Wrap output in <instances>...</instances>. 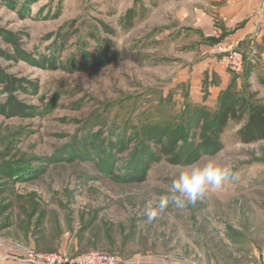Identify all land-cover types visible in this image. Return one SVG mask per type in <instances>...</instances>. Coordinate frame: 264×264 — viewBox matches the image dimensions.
<instances>
[{
	"label": "rangeland",
	"instance_id": "1",
	"mask_svg": "<svg viewBox=\"0 0 264 264\" xmlns=\"http://www.w3.org/2000/svg\"><path fill=\"white\" fill-rule=\"evenodd\" d=\"M179 1L0 0V29L21 44L0 38V71L25 106L8 113L0 84V242L117 264H264V142L207 125L227 92L264 102V52L228 40L244 21L210 5L206 30ZM226 51L243 54L241 71ZM173 136L182 165L166 155ZM209 159L231 168L222 186L161 211L172 181ZM0 264L28 263L0 251Z\"/></svg>",
	"mask_w": 264,
	"mask_h": 264
},
{
	"label": "trees",
	"instance_id": "2",
	"mask_svg": "<svg viewBox=\"0 0 264 264\" xmlns=\"http://www.w3.org/2000/svg\"><path fill=\"white\" fill-rule=\"evenodd\" d=\"M132 13L133 10H130L126 15L127 21H132L131 19L134 17V14ZM0 38L5 43L13 44L16 51H21V44L16 34L0 29ZM107 49L106 46L99 49L98 53L100 57H105L107 55ZM0 55L8 57V54L2 51H0ZM0 84L5 85L4 88L6 93L10 94L7 101L8 113L19 114L20 112H24L25 106L20 105L13 95L18 88L22 87L21 82L6 76V74L0 71ZM256 98L257 93L254 92L248 93L247 95H241L236 92H227L221 108L211 117L207 124L210 129H213L214 136L222 135L232 122H236L242 124L237 132L238 139L241 143L255 144L258 142H264V102H259ZM180 140V136L170 137L168 149L165 148L166 155L172 156L169 158V162L174 165H182L184 163L182 153L175 151V147Z\"/></svg>",
	"mask_w": 264,
	"mask_h": 264
},
{
	"label": "crops",
	"instance_id": "3",
	"mask_svg": "<svg viewBox=\"0 0 264 264\" xmlns=\"http://www.w3.org/2000/svg\"><path fill=\"white\" fill-rule=\"evenodd\" d=\"M179 16H190L197 27L209 30L212 16L208 15L207 7H212L217 12L220 20H241L245 23L228 40L245 41V51L258 52L263 57L264 52V0H182ZM197 6H196V5ZM209 27V28H208ZM236 42V43H238Z\"/></svg>",
	"mask_w": 264,
	"mask_h": 264
},
{
	"label": "clouds",
	"instance_id": "4",
	"mask_svg": "<svg viewBox=\"0 0 264 264\" xmlns=\"http://www.w3.org/2000/svg\"><path fill=\"white\" fill-rule=\"evenodd\" d=\"M230 176V166L221 165L214 159H209L203 165L199 163L189 165L172 181L169 198L161 199L158 207L164 211L169 201L178 207L195 204L210 188H220Z\"/></svg>",
	"mask_w": 264,
	"mask_h": 264
},
{
	"label": "built area",
	"instance_id": "5",
	"mask_svg": "<svg viewBox=\"0 0 264 264\" xmlns=\"http://www.w3.org/2000/svg\"><path fill=\"white\" fill-rule=\"evenodd\" d=\"M221 55V63L230 67L232 70L241 71L244 67V56L239 51H226ZM0 251L14 255L17 258H23L28 264H117V260L106 254H94L89 256H77L75 258H62L56 254H38L33 251H22L16 246L6 245L0 242ZM19 256V257H18ZM127 264H163L160 260H141L129 261Z\"/></svg>",
	"mask_w": 264,
	"mask_h": 264
}]
</instances>
